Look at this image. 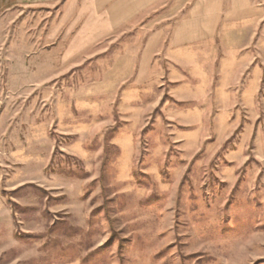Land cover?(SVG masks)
I'll return each mask as SVG.
<instances>
[{
    "label": "rangeland",
    "instance_id": "1",
    "mask_svg": "<svg viewBox=\"0 0 264 264\" xmlns=\"http://www.w3.org/2000/svg\"><path fill=\"white\" fill-rule=\"evenodd\" d=\"M182 3L53 65L41 8L0 1V264H264L261 50L252 103L239 84L227 112H190L159 80H119Z\"/></svg>",
    "mask_w": 264,
    "mask_h": 264
},
{
    "label": "crops",
    "instance_id": "2",
    "mask_svg": "<svg viewBox=\"0 0 264 264\" xmlns=\"http://www.w3.org/2000/svg\"><path fill=\"white\" fill-rule=\"evenodd\" d=\"M21 1L27 6L36 3L39 12H44L40 29L54 38L49 56L58 50L57 59L46 63L58 65L63 59L77 63L72 60L80 50L116 32L130 31L135 18L170 0ZM179 1L186 13L170 35L166 36L163 27L150 30L139 53L129 57V67L119 80H131L133 90L148 79L162 81V89L167 83L174 102L194 113L229 111L230 98L236 97L239 84L245 89L240 95L252 103L254 87L248 81L253 75L262 76L261 69L253 72V50H261L259 55L264 57V0ZM61 34L67 38L64 55ZM201 123L192 124L197 128L189 131L188 138H199Z\"/></svg>",
    "mask_w": 264,
    "mask_h": 264
}]
</instances>
